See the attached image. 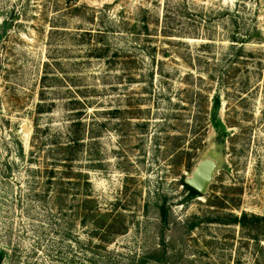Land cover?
Masks as SVG:
<instances>
[{"label": "rangeland", "instance_id": "374dc122", "mask_svg": "<svg viewBox=\"0 0 264 264\" xmlns=\"http://www.w3.org/2000/svg\"><path fill=\"white\" fill-rule=\"evenodd\" d=\"M0 264H264V0H0Z\"/></svg>", "mask_w": 264, "mask_h": 264}, {"label": "trees", "instance_id": "16d2710c", "mask_svg": "<svg viewBox=\"0 0 264 264\" xmlns=\"http://www.w3.org/2000/svg\"><path fill=\"white\" fill-rule=\"evenodd\" d=\"M77 102L79 104L82 105V103L77 100ZM85 105V104H83ZM86 105L83 108H80V110H78V112H76L77 114H82L84 113L86 110ZM84 123L82 121L81 118L76 119V121H74L72 123V130L70 131V140L68 143L66 144H62L59 146V148L57 149V152L59 153L61 159H59L58 161L61 162V164H63L67 170L68 167L70 165V163L73 162V160H75L78 157V153L79 151L84 147ZM48 173L50 177H55V170L54 169H50L48 170ZM69 175V174H67ZM50 180H54L57 184H59L60 181V177L58 178V182L57 180L53 179V178H49ZM90 182L87 181L86 185L89 186ZM185 188L187 189V191L189 192V196L190 197H196V196H200V193L195 190L194 188H192L191 186H189L187 183H185V181L183 182ZM246 215V214H245Z\"/></svg>", "mask_w": 264, "mask_h": 264}, {"label": "water", "instance_id": "95a60500", "mask_svg": "<svg viewBox=\"0 0 264 264\" xmlns=\"http://www.w3.org/2000/svg\"><path fill=\"white\" fill-rule=\"evenodd\" d=\"M216 170V162L214 160H202L193 170L191 176L185 179V183L197 190L200 195H204L212 181Z\"/></svg>", "mask_w": 264, "mask_h": 264}]
</instances>
